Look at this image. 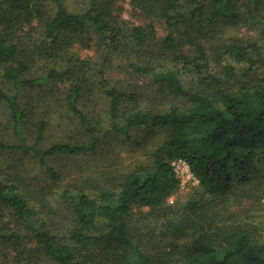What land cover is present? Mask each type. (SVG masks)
Returning <instances> with one entry per match:
<instances>
[{
    "label": "trees",
    "instance_id": "1",
    "mask_svg": "<svg viewBox=\"0 0 264 264\" xmlns=\"http://www.w3.org/2000/svg\"><path fill=\"white\" fill-rule=\"evenodd\" d=\"M131 3L145 25L130 26L115 12L114 0H79L78 10L65 0H0V105L7 113L6 120L0 117V209L12 220L0 229V242L28 264H264V223L253 221L247 210L228 208L234 199L264 196V76L248 83L237 69L244 64L243 77L252 75L264 45L237 37L215 43L221 22L246 18L255 24L264 0ZM158 20L168 29L164 38L157 34ZM77 45L95 46L98 64L82 58ZM117 64L128 74L150 75L160 103L183 95L188 105L138 106L135 91L112 81ZM48 84L61 85L66 118L86 141L46 142L47 111L33 95L23 99ZM99 96L107 101L112 132L128 135L133 127L152 125L163 140L148 167L114 176L111 186L95 192L69 183L59 188L56 199L68 209L69 222H55L60 205L41 199L37 176L26 177L21 167L32 159L49 181L63 183L67 175L52 159L95 156L107 128L90 112L101 110ZM179 158L190 165L198 189L160 232L187 241L171 244L169 251L144 249L141 239L150 244L144 237L154 231L137 232L132 210L138 204L175 208H167L176 204L171 196L195 185L181 189L173 166ZM43 204L51 206L48 212Z\"/></svg>",
    "mask_w": 264,
    "mask_h": 264
},
{
    "label": "rangeland",
    "instance_id": "2",
    "mask_svg": "<svg viewBox=\"0 0 264 264\" xmlns=\"http://www.w3.org/2000/svg\"><path fill=\"white\" fill-rule=\"evenodd\" d=\"M65 3L69 6L71 10H78L79 0H65ZM116 13L125 21L130 23V26L134 25H145L144 15L135 8V5L131 3V0H114ZM245 16H247L245 14ZM264 17V12L259 11L256 13V22L251 23L248 19L244 18L239 21H227L221 22L218 25L217 37L215 43H221L224 40H230L233 37L243 38L245 40H259V43L264 45V24L262 19ZM157 34L159 37H165L168 33L166 24L163 21H154ZM82 58L89 57L93 61V65L96 66L99 62V54L96 52V47L84 48L77 45L75 48ZM114 68L111 74L112 81L114 83H121L124 89L129 91H135L137 95V105L142 108H156L160 110H167L171 105H178L181 108H185L188 105L187 99L183 95H172L168 100L160 103L159 97L155 94L154 80L150 75L140 76L136 74H128L124 68L118 67ZM246 66L244 64H237L238 75L240 79H245L248 83L255 82L264 76V50L262 57L259 58L256 68L252 75L248 77H243V68ZM213 68L216 69L217 74L222 78L226 75L219 70V67L213 63ZM90 77L94 80L96 78L95 70L88 72ZM188 75H185L187 77ZM233 85H239L238 80L231 79ZM186 85H190L187 80ZM154 87V89H153ZM61 85L48 84V86L37 89L36 91L30 93L26 92L25 98L31 99L32 95L35 97V101H39L41 111L44 109L47 111V115L50 119L49 128L46 132L47 140L46 142L60 141V142H70V143H81L87 140L86 135L76 127V123L70 122L64 113V108H62L63 100L61 101ZM99 106L101 110L90 111L94 115L98 116L99 119L103 121L105 125L104 134L102 137L101 148L95 156L89 157L86 155L80 156H61L57 159H52L50 163L56 166L57 170L63 171L64 175H67L65 182H60L59 180L49 181L48 172L45 169L36 166L32 159H26L25 164L21 167L25 172L26 177H36L34 183L38 184L35 191H40L42 195L40 198L46 197L47 200L51 199L56 205H60L57 210V214L54 216L55 222L65 221L69 222V212L64 206L57 201L59 195V188H64L67 183H69L72 189L76 188H87L90 192H95L102 187L111 186L113 184L114 176H119L126 172L137 170L140 167H148L151 163V152L156 148L159 143L163 140L161 138V133L157 127L154 126H140L133 127L129 130L128 135L112 132L109 127L110 117L107 112L106 99H102L101 96L98 97ZM133 104H130V108ZM121 115V114H120ZM0 117L7 119V113L4 111L3 105H0ZM20 156V155H17ZM10 157H13L10 156ZM151 167V166H150ZM72 180V181H71ZM103 180H106L104 185ZM71 183H70V182ZM51 186L54 189H49L47 186ZM102 185V186H101ZM42 189V190H41ZM198 184L192 185L190 189L184 191H179V193L172 195L176 200V204H171L173 206L167 208H173L171 211L162 208L153 209L151 207L136 205L132 210V215L137 219L135 227L137 232L141 231L146 233L148 231H154L148 234L144 239L149 240L150 244L141 239L139 245L145 249L148 246L155 248L158 246L159 249L169 251L171 244L182 245L187 241L182 235L178 236L168 232L167 234H162V229L165 224L170 221L171 217H174V211H178L181 207L185 205L189 198H191L197 191ZM236 197V196H235ZM170 201V199H169ZM170 204V202H169ZM166 204V205H169ZM51 206L43 204L44 210L48 212ZM228 208L231 210H237L242 212V210H247L253 221L257 223H264V196L261 198H244L241 203H238L236 199L229 203ZM0 229L4 228L7 223L11 222V217L5 211L0 209ZM149 225L151 228H147ZM161 231V232H160ZM145 246V247H144ZM0 264H28L18 262L16 258V252L12 250L8 242H0ZM38 264H54L50 261H42Z\"/></svg>",
    "mask_w": 264,
    "mask_h": 264
},
{
    "label": "built area",
    "instance_id": "3",
    "mask_svg": "<svg viewBox=\"0 0 264 264\" xmlns=\"http://www.w3.org/2000/svg\"><path fill=\"white\" fill-rule=\"evenodd\" d=\"M173 166L175 172L180 178V187L181 189H185L187 185L191 182L193 184H198L199 180L195 177L193 172L191 171L190 165L188 162L182 158L176 159L173 161ZM174 201V197L171 196L170 202Z\"/></svg>",
    "mask_w": 264,
    "mask_h": 264
}]
</instances>
